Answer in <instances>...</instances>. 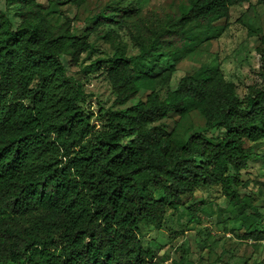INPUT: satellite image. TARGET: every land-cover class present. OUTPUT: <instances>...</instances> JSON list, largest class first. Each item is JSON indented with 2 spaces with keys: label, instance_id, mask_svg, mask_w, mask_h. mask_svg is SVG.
Returning <instances> with one entry per match:
<instances>
[{
  "label": "trees",
  "instance_id": "1",
  "mask_svg": "<svg viewBox=\"0 0 264 264\" xmlns=\"http://www.w3.org/2000/svg\"><path fill=\"white\" fill-rule=\"evenodd\" d=\"M244 1L250 0H187L178 14L137 27L136 55H127V45L113 30H103L115 52L96 63H106L116 95L111 106L93 111L83 104V82L67 72L61 58L78 65L91 48L89 31L137 12L136 2L113 0L77 32L56 0H5L0 8V264H149L154 250L142 243L141 225L160 226L167 207L178 209L183 197L215 185L243 218L244 237L264 239L250 193L240 191L249 186L242 178L249 161H264V32L256 46L259 79L243 97L218 66L200 65L184 74L165 97L152 74L162 61H173L169 69H174L220 37L231 7ZM15 5L17 27L8 13ZM142 90L145 95L133 102ZM192 110L204 116L207 128L223 134L195 131L184 140L157 123ZM258 142H263L260 150ZM204 207V200L190 204V216L198 218Z\"/></svg>",
  "mask_w": 264,
  "mask_h": 264
},
{
  "label": "rangeland",
  "instance_id": "2",
  "mask_svg": "<svg viewBox=\"0 0 264 264\" xmlns=\"http://www.w3.org/2000/svg\"><path fill=\"white\" fill-rule=\"evenodd\" d=\"M56 1L59 2L63 15L71 18L72 29L84 32L97 13L113 0H83L80 5L70 0ZM128 1H135L139 6L138 11L117 23L108 22L91 29V48L82 53L78 65L69 64L64 56L61 58L67 72L83 82L86 92L83 104L90 110L97 111L101 106H111L116 95L107 76L106 63H96L98 59L112 56L115 52L113 45L101 36L103 30H113L118 41L127 45V55H136L139 49L133 35L137 32V27H152L160 19L178 14L182 5L187 2ZM5 6V0H0V8ZM17 8V5L8 8L15 27L21 23ZM57 19L58 14L54 21ZM219 23L224 25L225 20ZM261 31L264 32V5L257 0H250L232 6L226 28L220 37L206 41L198 50L179 60L174 69H169L173 61L167 63L165 60L153 69L152 74H156V89L165 97L169 89L176 88L184 74L200 65L218 66L225 78L236 84L237 93L243 97L248 92V86L259 79L261 60L256 46ZM144 95L145 90H142L133 102ZM157 123L168 130L175 129L184 140L195 131H202L209 136H220L224 132L220 128H207L205 118L198 110H192L184 118L173 115ZM255 146L260 150L263 142H258ZM242 178L249 181V186L240 191L250 193L253 206L260 215L255 214L260 222L259 228L264 227V161L250 160L249 167L242 171ZM157 196L170 200L162 194ZM200 200L205 201V207L199 211L198 218L193 219L188 206ZM242 220L237 208L222 194L219 185L201 187L196 196L183 197L178 209L167 207L160 226L142 224L141 240L145 247L154 250V257L149 264H264V245L244 237Z\"/></svg>",
  "mask_w": 264,
  "mask_h": 264
},
{
  "label": "built area",
  "instance_id": "3",
  "mask_svg": "<svg viewBox=\"0 0 264 264\" xmlns=\"http://www.w3.org/2000/svg\"><path fill=\"white\" fill-rule=\"evenodd\" d=\"M261 243L264 245V239L261 240Z\"/></svg>",
  "mask_w": 264,
  "mask_h": 264
}]
</instances>
